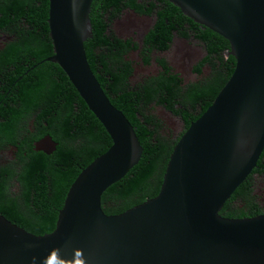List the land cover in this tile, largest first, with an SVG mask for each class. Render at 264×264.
I'll return each mask as SVG.
<instances>
[{
	"label": "water",
	"instance_id": "obj_1",
	"mask_svg": "<svg viewBox=\"0 0 264 264\" xmlns=\"http://www.w3.org/2000/svg\"><path fill=\"white\" fill-rule=\"evenodd\" d=\"M167 1L229 42L234 70L181 134L158 194L110 215L102 195L138 164L142 143L88 62L93 0H49L47 60L65 72L112 142L71 183L50 233L33 234L0 214V264H264V214L220 213L264 150V0ZM185 49L178 59L188 74L194 61ZM34 146L51 154L57 143L45 135Z\"/></svg>",
	"mask_w": 264,
	"mask_h": 264
},
{
	"label": "trees",
	"instance_id": "obj_2",
	"mask_svg": "<svg viewBox=\"0 0 264 264\" xmlns=\"http://www.w3.org/2000/svg\"><path fill=\"white\" fill-rule=\"evenodd\" d=\"M122 1L93 0L90 13L92 37L84 43L88 62L97 80L111 103L133 125L143 147L138 164L102 195V208L110 215L122 213L158 194L169 156L181 136L173 137L171 133L162 131L161 120L153 114L151 105H165L181 116L187 128L213 102L235 65L234 57L225 54L230 45L224 37L209 28L199 30L200 24L182 15L185 23L189 24L184 35L192 31L206 42L208 55L203 61L211 66L210 75L190 83L187 88L179 87L181 80L177 77L167 79L164 76L155 87L148 84L138 91L132 90L129 81L131 69L118 67L124 62V51L104 50L109 40L104 35L103 12L119 10ZM162 1L180 12L167 0ZM129 5L141 9L135 0H130ZM9 8L16 17L28 16L33 30L39 35L24 36L22 43L11 45L12 51L4 53L3 63L16 64L18 71L11 77L10 85L0 88V115L7 119V122L0 123V144L6 147L13 144L17 148V159L24 162L18 179L24 187L22 197L25 200L7 193L13 170L10 166L0 167V214L33 234L43 235L55 228L58 212L37 216L35 222L26 221L25 212L33 211L30 204H24L30 201L31 189L35 187L41 197L35 202L43 203L45 198L61 208L76 176L106 152L112 140L61 67L45 60L53 54L47 23L49 0H14ZM24 32L30 31L24 29ZM160 47L165 46L160 44ZM18 48L23 51H16ZM202 64L199 63L198 70ZM45 135H50L57 143L51 154L35 150L34 142ZM255 173L264 176V150L257 167L226 201L220 211L223 216L242 218L264 214V200L261 199L264 194L254 193Z\"/></svg>",
	"mask_w": 264,
	"mask_h": 264
},
{
	"label": "flooded vegetation",
	"instance_id": "obj_3",
	"mask_svg": "<svg viewBox=\"0 0 264 264\" xmlns=\"http://www.w3.org/2000/svg\"><path fill=\"white\" fill-rule=\"evenodd\" d=\"M13 2L14 0H0V88L10 85L11 77L18 71L16 64L3 63L4 53L7 50L12 51L11 45L22 43L24 36L39 35L33 30L31 19L28 16L16 17L14 11L9 8ZM129 2L130 0H123L119 10L115 8L107 12L102 11V20L105 26L104 35L109 40L108 44L104 46V50L108 52L113 49L115 52L120 51L121 53L124 51V62L117 64L119 68L128 66L131 69L129 81L133 87L132 90L138 91L148 84L155 87L158 80L164 76L167 79L177 77V80H181L179 87L187 88L190 83L210 75L211 66L207 61H203L208 55L206 42L189 30L188 34L184 35L183 32L185 28L189 29V24L185 23L181 11L170 8L162 0H135L137 4L141 5V9L130 6ZM92 9L93 6L91 12ZM132 16L140 20L134 22ZM24 29L30 32L25 33ZM198 29L205 30L202 26ZM160 44L165 47H160ZM185 48H190V50L188 49L189 57L194 61L188 74L185 73V69L178 59V53L183 52ZM16 51L23 50L18 48ZM228 51L229 49L225 51L227 56H229ZM201 62L203 64L198 70L197 66ZM19 81L18 79L17 82ZM4 106L7 104L4 103ZM151 108L153 114L161 120L162 131L171 133L173 137H178L185 131L187 125L180 115L162 104L153 103ZM5 122L7 119L0 115V123ZM21 136L24 137L23 134ZM16 149L13 144H8L7 147L0 144V167L10 166L12 168L14 175L8 182L7 193L13 198L23 201L24 187L18 179V173L22 171L24 162L17 159ZM253 179L254 193L261 195L262 190L259 187L264 183V176L255 173ZM30 194V201L24 202V204H30L33 211L25 212L26 221L35 222L37 216L42 217L48 212H58L60 209L55 202L45 198L43 203L35 202L41 198L35 187L31 189Z\"/></svg>",
	"mask_w": 264,
	"mask_h": 264
},
{
	"label": "rangeland",
	"instance_id": "obj_4",
	"mask_svg": "<svg viewBox=\"0 0 264 264\" xmlns=\"http://www.w3.org/2000/svg\"><path fill=\"white\" fill-rule=\"evenodd\" d=\"M170 131L173 132L172 129H170ZM263 182H264V180H263ZM263 185H264V183H263ZM263 185H261V186L259 187V189L262 190V191H261V194L264 193V186H263ZM261 198L264 200V196H261Z\"/></svg>",
	"mask_w": 264,
	"mask_h": 264
}]
</instances>
